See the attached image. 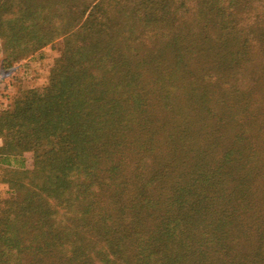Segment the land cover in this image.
Here are the masks:
<instances>
[{"label":"trees","instance_id":"obj_1","mask_svg":"<svg viewBox=\"0 0 264 264\" xmlns=\"http://www.w3.org/2000/svg\"><path fill=\"white\" fill-rule=\"evenodd\" d=\"M188 1L0 0V264H264V0L249 24L255 0H196L192 17ZM57 40L48 83L11 95L23 57ZM161 110L184 126L149 165Z\"/></svg>","mask_w":264,"mask_h":264},{"label":"rangeland","instance_id":"obj_2","mask_svg":"<svg viewBox=\"0 0 264 264\" xmlns=\"http://www.w3.org/2000/svg\"><path fill=\"white\" fill-rule=\"evenodd\" d=\"M189 5V11L187 12V15L189 17H192L194 12H195V5H196V0H189L188 1ZM262 2L255 0L250 6H247L246 9L242 11V16L245 19V23L249 24L252 23L254 14L256 11L260 10L262 7ZM61 49H62V41L57 40L52 43H49L45 46H43L41 49L37 50L36 52L29 54L25 57H23V64L20 65L22 66L21 72H20V79L19 81L16 82L14 85V88L11 89V95H13L16 92H19L23 89L27 88H33V87H38L42 88L44 87L48 81H49V75L51 68L54 66L56 60L60 57L61 55ZM3 58V53L1 51L0 47V61ZM260 62V61H258ZM196 63V62H195ZM200 64V63H199ZM151 87V86H150ZM177 92L174 93L177 96L175 98H179L180 101L185 102L187 98V90L185 88H176L175 89ZM256 95V103L255 106H261V104L264 102V90L257 89ZM153 93L150 94L151 97ZM155 98V97H153ZM157 98V97H156ZM154 101H159V99ZM184 105V112L187 110V105L185 103L181 104ZM184 112H179V115L174 116L172 112H167L165 113L164 111L161 110V114L164 115L163 119L167 122V129L163 130L157 141V148H154V150L149 154L148 158V163L149 165H154V159L155 156L162 157L164 153V142L166 140V136L168 133H170L174 128L179 129L184 126V121H183V113ZM158 115L160 114L157 112ZM192 115H195V111H192L190 114V117ZM194 120V119H193ZM197 124L194 125L193 127V137H194V142L201 146L205 147L206 145V135L210 131L209 129L211 128V122H201L197 121ZM240 124L234 123L232 125H227L226 127L222 128L221 130V135L218 134L217 139H218V149L217 151L219 153H222V149H220L221 145L224 146L228 140L229 136L233 135L236 131L239 130ZM136 145V143H135ZM189 149V147H188ZM136 152V149L128 148V152L126 153L128 157ZM190 155L192 153H189ZM217 157V156H215ZM31 154L26 153L25 160L26 164L29 165L31 163ZM131 159V157L129 158ZM127 159L129 162L130 160ZM263 161V162H261ZM259 160V164H256V166L262 167L260 174H256L255 176L258 177L256 179V182L254 184V195L253 198L256 202V206L259 205L260 207H264V158L262 157V160ZM180 174V173H178ZM239 177V174L235 175V177ZM175 178V177H174ZM3 187H7L6 183L0 184V189ZM255 205V204H254ZM248 207V205L246 204ZM251 209V212L254 211L255 207L253 204L249 206ZM245 215V214H244ZM248 215L244 216L245 219L247 218ZM239 220L235 221L231 227L234 226V229L236 228V231L234 230L233 236L235 239L230 236L231 240H235V247H234V253L240 252L238 255H247L250 250H252L251 246L253 243V240L255 238V231L253 227L248 226V222L243 218H237ZM241 219V220H240ZM240 221V222H239ZM240 223V224H239ZM238 238V240H237Z\"/></svg>","mask_w":264,"mask_h":264}]
</instances>
